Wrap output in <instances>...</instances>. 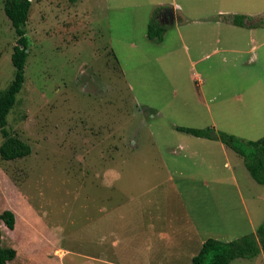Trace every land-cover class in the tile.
I'll return each instance as SVG.
<instances>
[{"label":"rangeland","instance_id":"1","mask_svg":"<svg viewBox=\"0 0 264 264\" xmlns=\"http://www.w3.org/2000/svg\"><path fill=\"white\" fill-rule=\"evenodd\" d=\"M32 2L26 82L7 118L32 153L0 157V214L17 220L1 222L18 251L9 264H155L148 218L169 233L171 217L180 230L192 220L224 242L256 234L264 185L220 141L176 127L264 137V0ZM153 21L162 41L145 38ZM17 39L0 0V93ZM169 251L192 264L191 249Z\"/></svg>","mask_w":264,"mask_h":264},{"label":"trees","instance_id":"2","mask_svg":"<svg viewBox=\"0 0 264 264\" xmlns=\"http://www.w3.org/2000/svg\"><path fill=\"white\" fill-rule=\"evenodd\" d=\"M32 0H4V11L11 21L18 37L17 45L11 56L15 68V77L7 89L0 93V131L3 143L0 146V157L4 161H16L31 155V146L14 135L8 126V115L15 107L18 95L26 82V66L29 58V40L26 26L30 19ZM235 26L244 27L246 16H229L227 18ZM165 27L153 21L149 24V39L162 41ZM177 131L201 139L220 141L244 159L245 166L252 178L264 185V137L257 140H245L236 135L216 132L213 128L195 129L176 127ZM1 222L10 230L16 228V214L6 210L0 214V264H9L16 260L18 251L13 247L3 246ZM264 255V223L257 229L256 234L247 235L240 239L224 242L210 238L202 246L200 252L193 258L192 264H231L237 259H251Z\"/></svg>","mask_w":264,"mask_h":264},{"label":"crops","instance_id":"3","mask_svg":"<svg viewBox=\"0 0 264 264\" xmlns=\"http://www.w3.org/2000/svg\"><path fill=\"white\" fill-rule=\"evenodd\" d=\"M175 11V8H172ZM176 13V12H175ZM174 13V17L175 14ZM150 24V23H149ZM149 27V25H148ZM145 38L149 39L148 33L145 34ZM201 139V138H199ZM183 140V139H182ZM203 141H214V140H208V139H202ZM184 141V140H183ZM185 142V141H184ZM206 145V142H202ZM222 143V142H221ZM183 145L180 146V149L185 151L189 149V146L186 143H182ZM223 144V143H222ZM148 240L150 239H156L157 244L153 247L157 248V256H154L153 258H150V255H148V262L151 261V263L155 264H170L166 261L167 254L165 251L169 252V250L177 251H187L186 254L189 253L191 257V260L200 252L203 244L208 240L207 237H205L200 231L198 225L194 221H189L185 223V227H183L181 230L178 228V226L175 223L174 217L170 218V225H172V231L169 233L167 229H164L163 227L168 220L166 218H160L159 220H152L148 218ZM160 223H162V226L160 227ZM155 226V227H153ZM162 245H166V249L164 250ZM168 247V248H167ZM163 253L161 254V252Z\"/></svg>","mask_w":264,"mask_h":264},{"label":"water","instance_id":"4","mask_svg":"<svg viewBox=\"0 0 264 264\" xmlns=\"http://www.w3.org/2000/svg\"><path fill=\"white\" fill-rule=\"evenodd\" d=\"M167 13H170V15H173L174 16L175 11H174V9H170V10H168Z\"/></svg>","mask_w":264,"mask_h":264}]
</instances>
